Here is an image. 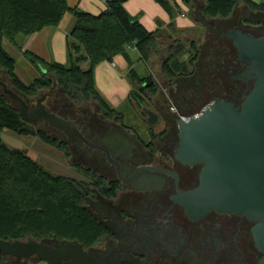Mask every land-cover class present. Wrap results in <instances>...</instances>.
<instances>
[{"label": "flooded vegetation", "instance_id": "obj_1", "mask_svg": "<svg viewBox=\"0 0 264 264\" xmlns=\"http://www.w3.org/2000/svg\"><path fill=\"white\" fill-rule=\"evenodd\" d=\"M234 14L208 23L218 33L208 32L205 45L198 43L200 54L184 75L166 76V89L157 87L152 95L147 83L138 86L130 102L135 123H127L128 111L110 113L94 103L72 119L54 113L75 122L81 135L71 142L56 129L63 138H51L67 164H61L67 173L61 176L102 230L93 244L81 246L98 262L262 264L255 222L217 211L192 217L179 201L200 185L203 169L176 157L179 119L200 115L216 100L240 109L255 84L249 65L220 30L264 37V12Z\"/></svg>", "mask_w": 264, "mask_h": 264}, {"label": "trees", "instance_id": "obj_2", "mask_svg": "<svg viewBox=\"0 0 264 264\" xmlns=\"http://www.w3.org/2000/svg\"><path fill=\"white\" fill-rule=\"evenodd\" d=\"M104 1L107 10L92 15L78 8L71 9L67 0H0V69L12 81L23 100L24 97L37 98L42 90L57 86L76 105L94 103L115 113L116 110L108 105L95 86V69L103 62L114 63L118 56H122L130 65L129 79L137 85V90L139 85L147 83L148 88H154L152 95H155L157 84L153 77H141L137 73L129 50H137L140 61L149 64L161 44L159 30H148L140 16H132L125 8L129 0ZM157 1L178 6L174 0ZM182 1L191 11L198 6L199 15L207 22L228 19L239 4L264 11V1ZM66 13L74 17V25L66 39L70 66L46 63L26 52L24 54L31 65L38 68L40 76L29 84L24 83L16 73L17 60L5 48L4 40L21 51L19 37L29 38L47 27H58ZM168 28L174 33L177 31L173 24ZM172 42L162 68L170 78L184 75L189 64H193L200 54L196 41L174 39ZM187 48L190 53L188 64L181 61ZM84 64L88 65L87 69H83ZM137 90L133 89L129 102L133 101ZM6 129L22 136H36L55 145L46 133L24 122L19 111L11 107L0 93V240L26 242L32 239L43 243L56 239L61 244L76 242L86 249L98 239L102 230L88 211L80 206V198L72 182L48 173L24 151L9 148L1 137ZM8 258L0 253V264H5Z\"/></svg>", "mask_w": 264, "mask_h": 264}, {"label": "water", "instance_id": "obj_3", "mask_svg": "<svg viewBox=\"0 0 264 264\" xmlns=\"http://www.w3.org/2000/svg\"><path fill=\"white\" fill-rule=\"evenodd\" d=\"M196 19L207 32L218 33L199 15V9ZM220 32L233 42L238 59L249 65L248 74L255 84L240 109L233 103L216 100L200 115L179 119L177 159L203 166L200 185L181 193L179 201L192 217L211 211L247 216L256 223L254 237L264 254V37L239 29ZM2 87L4 94L19 104V113L27 124L44 122L62 131L71 142L81 137L75 122L47 110L48 94L38 98L31 109L19 94L4 84ZM0 253L16 263L36 258L46 264H103L78 243L53 246L0 240Z\"/></svg>", "mask_w": 264, "mask_h": 264}, {"label": "rangeland", "instance_id": "obj_4", "mask_svg": "<svg viewBox=\"0 0 264 264\" xmlns=\"http://www.w3.org/2000/svg\"><path fill=\"white\" fill-rule=\"evenodd\" d=\"M144 7L149 9L150 13H156V8L152 3L147 2V0H141ZM175 3H177L178 6H170L169 4L165 5L162 3H159L158 1L154 0V2L158 3V7L166 16V21H169L168 24H164L163 22H155L154 24H149L153 28L150 31H156L159 30V35L161 37H165V34L169 32V25L173 24L175 28H181L179 26L181 22L183 21H188L192 22V16L194 17L196 15L198 6L196 9H191L183 3L182 0H174ZM256 1V0H253ZM135 8L133 10H129L132 16H139L143 13L142 8H139V4L137 1L133 2ZM196 5L198 3L196 2ZM248 8L243 5L239 4L237 8L235 9V14L234 16L237 18H246V10ZM264 12V11H262ZM183 15H185L183 17ZM143 18V16H142ZM146 23H148V15L144 17ZM261 19L263 17L261 16ZM212 20L208 21V23H211ZM143 24V23H142ZM148 25V24H147ZM65 36V35H64ZM176 37V36H175ZM170 34H167L165 38H162L160 41V45L158 46V49L155 51V53L152 55L151 60L149 64H145L142 61H140V55L137 50L135 49H130L129 50V55L131 58V61L133 63L134 68L136 69L137 73L141 77H148L152 76L153 80L157 84V87L159 90H164L168 87V80L166 75L163 73V63L166 61V59L169 56V51L168 47L171 43H173V39H175ZM66 38V36H65ZM183 38L184 41L186 40H198V43L202 46L205 45L206 40L208 39V32L206 31L205 28H203L201 25H198L196 34H188L186 37H181ZM67 39V38H66ZM9 42L7 40H4V45L9 46ZM65 43V53L63 54L65 58V62H61L59 60H52L55 61L59 64H62L64 66H70V56L67 48V43ZM186 44V43H185ZM6 47V48H7ZM7 51L11 53L13 56L14 53L10 48H7ZM189 49L185 51V53L181 56V61L183 63H189ZM54 59V58H53ZM17 60V67H16V73L20 77V79L26 83L29 84L30 82L33 81L34 78L40 76V71L38 70L37 67H32L28 60L16 58ZM174 63V62H173ZM172 65V63H171ZM170 65V66H171ZM88 65L84 64L83 69H87ZM182 75H178L177 77H180ZM122 80L127 84L128 86V92H127V97L130 94V87L132 82L130 83V79L128 80L127 78H122ZM175 83V81H174ZM2 84L6 85L9 90H12L15 93H18L16 89L13 87L12 81L9 79V77L6 75V73L0 69V93L5 96L7 99L9 105L16 110L19 111V104L13 100H11L8 96L4 94V89L2 87ZM122 88L124 86L122 85ZM97 90L99 93H101L100 88L97 87ZM134 90H137V85L134 84ZM44 94L50 95V98L45 101V106L48 111L56 113L60 116L66 117L67 119H72L74 117L80 116L81 114H84L87 107L91 105H76L73 102H70L67 97L63 94L62 89L60 87H53L51 89H45L42 90L40 95L37 98H27L24 97V100L27 102V104L32 108L36 106L37 99L43 96ZM103 96V94L101 93ZM126 97V96H125ZM126 97V98H127ZM105 101L107 102L106 98L103 96ZM109 104V102H107ZM93 110V108H91ZM128 111V116H127V123H135L134 121L136 120L133 116V110L131 108V104L129 101L123 104V106L117 110V111ZM94 111V110H93ZM35 130H40L49 135L50 137H58V138H63V135L57 131L56 129L51 128L48 124L44 122H39L36 125H34ZM1 137L3 142L11 149H19L24 151L28 156H30L33 160L37 161L48 173L55 175V176H61V175H66L65 167L62 165H67L65 160H62V156L60 155V152L58 150V147L56 145H51L44 140H42L39 137L36 136H22L19 135L13 131L10 130H4L1 133ZM62 164V165H61ZM28 241H33L32 239L26 240ZM43 243L53 245V246H59L61 245L60 242H58L56 239L52 240H45ZM5 264H46L44 262H39L36 258H31L28 260H24L20 263H16L15 259L13 258H8Z\"/></svg>", "mask_w": 264, "mask_h": 264}, {"label": "crops", "instance_id": "obj_5", "mask_svg": "<svg viewBox=\"0 0 264 264\" xmlns=\"http://www.w3.org/2000/svg\"><path fill=\"white\" fill-rule=\"evenodd\" d=\"M134 1H137V3L139 4V8H142L143 10V13L139 16L141 22L148 30H151L149 28H153L149 24H154L155 22H163L164 24L169 23V21H166L165 14L159 8H157L159 4L157 2L155 3L154 0H147V2L156 5L154 6L156 8V13H150L149 9L144 7L141 0H129L125 4V8L128 12H130L129 10H133L135 8L133 4ZM263 1L264 0H256L255 2L261 3ZM67 3L71 9L78 8L92 15H99L107 10L104 0H67ZM147 15L148 23H146L144 19V17H146ZM184 16L185 15H183V17ZM73 25V15L70 13H66L58 27H47L41 32L29 38L19 37L18 43L22 46L21 51L10 43H8V47L5 45L4 46L5 48H10L13 51L15 58L18 57L20 59L28 60L30 65L31 63L29 58H27V56L24 54L26 52L34 54L46 63L55 62L52 60L56 59L61 62H65V58L63 56V54L65 53L64 42H66L67 34L70 32ZM198 25H200V23L196 21L195 15L194 17L192 16V22H188L185 20L179 25L181 26V28H176L177 31L175 33L168 29L169 32L167 34H170L173 37L176 36V40H183V38L181 37H186V35L188 34L195 35ZM167 34H165V37L167 36ZM64 35L66 36V38ZM165 37H161V39ZM130 68L131 67L128 62L122 56H118L115 58L114 63L110 64L107 62H103L95 69V86L96 88H100V92L106 98L107 102H109L108 105L116 111L119 110L123 106V104L128 101L129 98V96L127 97L126 95L128 92V86L122 80V78H127L129 80L128 73L130 71ZM122 85L124 86V88H122ZM133 89L134 84H131L130 94Z\"/></svg>", "mask_w": 264, "mask_h": 264}]
</instances>
